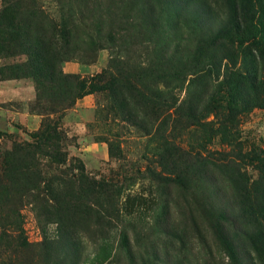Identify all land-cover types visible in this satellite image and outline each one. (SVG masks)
Instances as JSON below:
<instances>
[{
    "label": "rangeland",
    "instance_id": "obj_1",
    "mask_svg": "<svg viewBox=\"0 0 264 264\" xmlns=\"http://www.w3.org/2000/svg\"><path fill=\"white\" fill-rule=\"evenodd\" d=\"M111 2L37 0L4 27L10 54L42 39L60 60L38 81L0 57V225L21 239L0 264H264V0H127L110 19ZM92 8L119 44L97 61Z\"/></svg>",
    "mask_w": 264,
    "mask_h": 264
},
{
    "label": "trees",
    "instance_id": "obj_2",
    "mask_svg": "<svg viewBox=\"0 0 264 264\" xmlns=\"http://www.w3.org/2000/svg\"><path fill=\"white\" fill-rule=\"evenodd\" d=\"M37 0H4V7L2 9H0V57L1 58H9L12 56H19L21 53H24L25 55H27V57L29 58V65L26 66V68L30 69V74L33 77H37V80L39 81V74L41 72L44 71L47 73H53L56 74V69L55 67H57V63L60 60V57H54V56H49V54L47 51H49V49L46 47L45 42H43L42 39H35V41L30 38L28 41H24L19 43V51L16 54H10L11 52V48H9L7 46V44L9 43V41H5V36L6 33L4 32V27L7 26L8 18L12 19L10 16L11 13H17L18 9L17 7H21V6H27V8L30 10L31 8H33V6L35 5V2ZM127 1V0H112L111 5H110V12L109 15H112L110 17V19L112 18H117L120 14V10H121V4L122 2ZM91 11L89 20L91 21V26L87 27L86 24H84V26L93 31L94 34L93 35H89V40H91L92 47H93V56L90 57L88 54L84 55V59H94L96 58L97 61V57H96V49L94 48H99L102 49L105 45L101 43V41H104L105 39L109 42H111V46L115 47L118 46L119 44H117V41L115 38H113V35L115 34L113 29L110 28L109 29V34H105L107 30H105V23L102 21L100 23H98V20L96 19V11L99 9L96 8H92L89 9ZM66 37V36H65ZM65 37H63V40L65 41ZM100 43V44H98ZM103 45V46H102ZM46 52V53H45ZM95 52V53H94ZM98 56V55H97ZM163 61H166V66H167V70L165 72H163L162 75V79L164 80L165 86L166 88L170 89L169 86H167L168 84L172 83L173 81H177L179 78V74L176 70V63L174 58H172L171 56H164ZM161 59H159V65L163 66V62ZM162 62V64H161ZM164 64V65H165ZM39 83V82H38ZM243 85H233L232 87H229L228 89H226V91L224 92L223 96L221 95L220 97L224 98L226 100V110L228 111V119H233L234 112L236 111L237 107H238V102L242 101V93L240 92V90L242 89ZM172 90V89H171ZM215 92L212 94V98L214 97ZM151 97H153V95H151ZM159 107L161 109H163L165 112V116L166 118L170 117L171 115L169 114L170 111L172 109H174V105L172 103L173 99H172V91H168V92H164L161 93L158 97H155V100L153 102V108H156V102L159 101ZM149 101L152 102V99L149 98ZM250 101V105H252ZM192 115H189V118L192 119ZM198 117V115L195 116V119ZM200 160V159H198ZM201 163V162H200ZM201 164H204L205 168L207 169V171L205 170L204 173L207 176V174L209 172H211V170H221V168L223 167L222 165H220L219 163L216 162V160H212V161H208L206 160V162H203ZM166 174V173H165ZM168 176H175L176 171H170L167 172ZM5 180L3 178L0 177V195L2 193V191L4 190H8L9 188L7 187V183H4ZM1 221H3V217L0 215V223ZM19 223H20V219H18ZM259 223L258 219L255 220V223ZM254 221L253 223H251V225L257 228V230L260 232V235L262 237V240L264 241V227H257L255 225ZM0 228L2 230V232L0 233V246L4 245L3 242L5 243H9V244H13V243H20L21 239L20 236L16 237L14 235L15 232V226L13 224H8L6 222H4L3 224L0 225ZM169 235H172L171 233H168ZM261 239V238H259ZM7 241V242H6ZM23 245V243H22ZM262 250L259 249V252H261ZM264 252V250H263Z\"/></svg>",
    "mask_w": 264,
    "mask_h": 264
}]
</instances>
